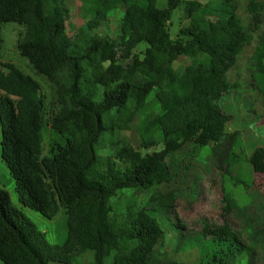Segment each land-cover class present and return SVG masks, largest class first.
<instances>
[{
	"label": "trees",
	"instance_id": "16d2710c",
	"mask_svg": "<svg viewBox=\"0 0 264 264\" xmlns=\"http://www.w3.org/2000/svg\"><path fill=\"white\" fill-rule=\"evenodd\" d=\"M234 1L85 0L86 16L93 17L84 18L85 26L95 34L77 43L59 0H0V27H24L17 50L54 86L51 126L68 136L44 154L47 105L40 85L0 60L2 158L18 201L50 220L61 208L67 215L66 241L49 244L0 187L2 264H79L87 254L86 264H188L160 257V251L170 254L163 248L164 223L171 215L181 222L178 194L153 192L143 205L136 198L171 182V158L185 148L195 158L233 119L221 102L235 89L228 72L250 44ZM250 4L259 24V0ZM181 6L189 24L172 38L171 17ZM180 57L191 62L179 70L174 62ZM253 65L264 105V36ZM137 117L139 150L125 144L113 156L98 155L105 136L130 130ZM234 157L232 149L217 160L226 174L237 164ZM248 163L264 174V148H255Z\"/></svg>",
	"mask_w": 264,
	"mask_h": 264
},
{
	"label": "rangeland",
	"instance_id": "374dc122",
	"mask_svg": "<svg viewBox=\"0 0 264 264\" xmlns=\"http://www.w3.org/2000/svg\"><path fill=\"white\" fill-rule=\"evenodd\" d=\"M198 1L214 3L216 0ZM250 1H234L237 14L247 27L250 44L228 72V79L235 85V89L225 95L221 102L224 110L233 116L226 132L216 137L209 146L200 149L193 159L187 154L189 148L184 149L185 153L174 155L170 163L174 165L175 178L157 190L137 195L138 204L143 205L153 192L174 191L178 194L175 211L181 222H177L175 216L171 215L170 220L164 223L167 239L163 248L170 254L160 251L162 259L172 256L188 264H264V174L254 173L248 163L255 148H264L263 94L257 89L253 65L254 52L260 38L264 36V0H259V24L255 23L254 14L249 10ZM59 4L69 10V31L77 43L95 34V31H89L85 26L84 18H93L86 16L85 0H59ZM188 24L184 6H181L171 17L172 38L177 36L181 27ZM24 33V27L16 23L0 27V60L12 63L40 85L39 94L47 105L41 138L44 154L50 155L59 145L65 144L68 136L59 134L51 126V113L55 109L54 86L33 70L28 60L17 50V43ZM99 34L105 37V32ZM146 47L142 43L139 50L144 51ZM190 62L189 58L180 57L174 62V67L180 70ZM139 119L135 118L130 130L116 131L109 137L105 136L98 147V155L103 158L113 156L125 144L139 150ZM1 139L0 128V187L10 194L13 204L22 209L37 229L45 234L49 244L62 245L67 239L65 209L61 208L57 216L50 220L20 205L14 180L2 158ZM232 149L237 156L234 157L237 164L226 174L225 165L219 166L217 160L226 159ZM125 193L129 194L130 191ZM120 197L125 202L124 194ZM236 239L243 246L235 242ZM91 259L92 255L87 254L80 257L78 263L86 264Z\"/></svg>",
	"mask_w": 264,
	"mask_h": 264
}]
</instances>
